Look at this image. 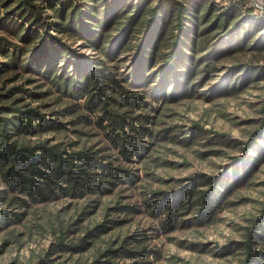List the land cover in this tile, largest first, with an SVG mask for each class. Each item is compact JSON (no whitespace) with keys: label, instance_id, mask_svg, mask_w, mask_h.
Returning a JSON list of instances; mask_svg holds the SVG:
<instances>
[{"label":"rangeland","instance_id":"1","mask_svg":"<svg viewBox=\"0 0 264 264\" xmlns=\"http://www.w3.org/2000/svg\"><path fill=\"white\" fill-rule=\"evenodd\" d=\"M263 133L248 0H0V264H264Z\"/></svg>","mask_w":264,"mask_h":264},{"label":"trees","instance_id":"2","mask_svg":"<svg viewBox=\"0 0 264 264\" xmlns=\"http://www.w3.org/2000/svg\"><path fill=\"white\" fill-rule=\"evenodd\" d=\"M25 4H27L28 6H32L31 3H25ZM24 7H27V6H24ZM181 24H182L181 21H179L178 22V25H179L178 28H179L180 31L182 30ZM178 41H179V38H176V40L172 44L171 49L167 53L165 61L163 62L162 73H161L162 75L160 76L161 83H164L165 79H168L171 76L175 78L176 75H177L176 74L177 72L175 70V65H176V59H177V57L180 54V50L178 48V43H177ZM258 131H257V133H262L263 132V128L259 129ZM42 147L45 150L51 152L55 157L58 158V160L60 162L68 163L67 158L63 157L61 155V153H58V151L56 149L48 148L46 146H42ZM216 195H217V192H216V189H214V187H213V189H209L208 191L204 192L201 195V199L203 201V205L205 206V207H203L204 211H205V209H207V207L210 204V202H208V199L212 198V197H215ZM263 217H264V210H263ZM249 231L251 233V230H249ZM251 238H252V236L250 234V235H248V239L246 241V246H247V250H248L249 254H250V251L253 250V245H252Z\"/></svg>","mask_w":264,"mask_h":264},{"label":"built area","instance_id":"3","mask_svg":"<svg viewBox=\"0 0 264 264\" xmlns=\"http://www.w3.org/2000/svg\"><path fill=\"white\" fill-rule=\"evenodd\" d=\"M249 6L258 12L264 13V3L256 0H248Z\"/></svg>","mask_w":264,"mask_h":264}]
</instances>
